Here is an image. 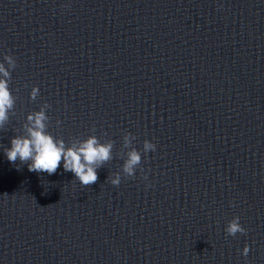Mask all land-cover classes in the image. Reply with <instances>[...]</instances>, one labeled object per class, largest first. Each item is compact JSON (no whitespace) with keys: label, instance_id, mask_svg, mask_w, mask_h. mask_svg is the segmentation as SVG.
<instances>
[{"label":"water","instance_id":"obj_1","mask_svg":"<svg viewBox=\"0 0 264 264\" xmlns=\"http://www.w3.org/2000/svg\"><path fill=\"white\" fill-rule=\"evenodd\" d=\"M0 64V264H79L264 152V0H0ZM39 112L111 144L95 183L8 160Z\"/></svg>","mask_w":264,"mask_h":264},{"label":"clouds","instance_id":"obj_2","mask_svg":"<svg viewBox=\"0 0 264 264\" xmlns=\"http://www.w3.org/2000/svg\"><path fill=\"white\" fill-rule=\"evenodd\" d=\"M6 60L12 63L11 56H6ZM0 72L5 76L8 72L0 64ZM35 91V90H34ZM11 97L7 88V82L0 80V122L6 119V110L11 107ZM45 116L43 112L30 115L29 120L33 122L30 127L29 135L26 137H13L11 147L7 149V158L15 163L17 159L21 162L31 160L28 164L29 171L47 172L53 174L56 172L63 158V167L66 171H71L85 185H91L98 179L96 168L99 162L107 161L110 158L111 144H99L95 137L84 141L79 148L65 149L63 141L55 142L53 138L44 132ZM145 150H155V145L150 141H145ZM140 161V155L135 150L129 153V159L125 164V171L132 174L133 167ZM114 185L119 184V177L112 180ZM230 235L245 232V229L239 223V217L230 222L228 229ZM249 251L246 245L243 253L247 255Z\"/></svg>","mask_w":264,"mask_h":264}]
</instances>
